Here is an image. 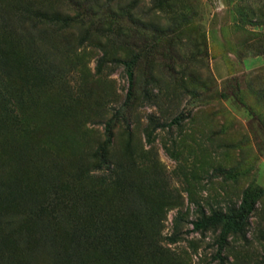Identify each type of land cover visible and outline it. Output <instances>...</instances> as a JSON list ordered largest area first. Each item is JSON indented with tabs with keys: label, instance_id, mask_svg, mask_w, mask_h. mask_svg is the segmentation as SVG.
I'll list each match as a JSON object with an SVG mask.
<instances>
[{
	"label": "rangeland",
	"instance_id": "374dc122",
	"mask_svg": "<svg viewBox=\"0 0 264 264\" xmlns=\"http://www.w3.org/2000/svg\"><path fill=\"white\" fill-rule=\"evenodd\" d=\"M235 215L264 264V0H0V264H219Z\"/></svg>",
	"mask_w": 264,
	"mask_h": 264
},
{
	"label": "trees",
	"instance_id": "16d2710c",
	"mask_svg": "<svg viewBox=\"0 0 264 264\" xmlns=\"http://www.w3.org/2000/svg\"><path fill=\"white\" fill-rule=\"evenodd\" d=\"M63 12V11H61ZM89 15H95L94 14V8L91 7L89 12H86ZM67 15H63L61 13L55 12L53 13V15H49L47 17V19L52 20V22H57V23H64L67 21L70 22H74V23H78L80 21V16H76V18L71 19L69 17H65ZM121 64L123 65V67L125 68V74H126V79H127V83H128V89H127V96L131 94L132 92V84H133V73H132V67L137 63V59L133 58V59H129L128 61H120ZM177 119H173L171 121V123H177ZM112 140V134L110 132V130L106 132L105 135V139L104 142L101 146V148L97 151L96 155H99L98 161H99V166H103V169H106L109 171V167L107 166L106 163V158H107V153H108V146L111 143ZM87 165L90 164H94V157H88L87 159ZM100 167H96V170H99ZM66 188V185L62 186L61 189ZM244 208V207H243ZM242 209V207H241ZM244 210L246 212H248V209L244 208ZM238 215L232 217L231 219H228L225 221V225L220 229L219 231V235L218 238L216 240V245H217V249H216V254H215V258L217 259L219 264H224V259L222 257V250L226 241V237L228 235L229 230H231L232 228H234L235 223H237L238 221ZM224 218L218 214V213H214L211 216L207 217V218H200L198 220H193L190 222L191 227L190 230L188 232L190 233H195V232H199L201 230H203L205 227L209 226V225H214L217 224L219 222H223Z\"/></svg>",
	"mask_w": 264,
	"mask_h": 264
}]
</instances>
